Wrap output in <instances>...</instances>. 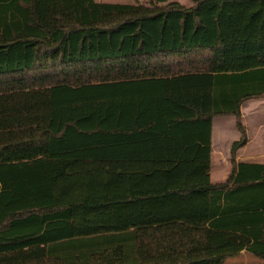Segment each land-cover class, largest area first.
I'll return each instance as SVG.
<instances>
[{"label":"trees","instance_id":"obj_1","mask_svg":"<svg viewBox=\"0 0 264 264\" xmlns=\"http://www.w3.org/2000/svg\"><path fill=\"white\" fill-rule=\"evenodd\" d=\"M263 97L264 0H0V264L264 259V164L236 160Z\"/></svg>","mask_w":264,"mask_h":264},{"label":"crops","instance_id":"obj_2","mask_svg":"<svg viewBox=\"0 0 264 264\" xmlns=\"http://www.w3.org/2000/svg\"><path fill=\"white\" fill-rule=\"evenodd\" d=\"M241 111H242L243 122L247 128L248 142L244 147H242L238 151L236 160L238 162H253V163L264 164V97L254 98L245 101L242 104ZM214 119H213V133H212L211 179L213 183H221L224 182L230 175V172L232 170L230 151L233 142L238 140L239 138L231 141L229 147V154L225 157L226 161L225 163H223L222 162L223 158L221 159V154L216 153L219 152V148H216V143L214 140V136L216 135V133L214 132L215 130ZM253 142H258V145H261L260 146L261 150H257V149L250 150L251 144ZM217 165L221 166V170L219 173L214 171ZM228 260L229 258L226 259L224 264H226Z\"/></svg>","mask_w":264,"mask_h":264},{"label":"rangeland","instance_id":"obj_3","mask_svg":"<svg viewBox=\"0 0 264 264\" xmlns=\"http://www.w3.org/2000/svg\"><path fill=\"white\" fill-rule=\"evenodd\" d=\"M98 2H108V3H139L150 5L152 0H96ZM177 1L185 6H191L193 4V0H171ZM214 132L216 135L214 136V140L216 143V148H219V152L221 154L222 162L225 163L226 156L229 154L230 143L233 140H236L240 136V132L236 126L235 116L233 115H220L216 116L214 119ZM261 145H258V142H253L251 144L250 150L260 149ZM221 170V166L215 167V172L219 173ZM226 264H264V259L259 258L247 251L239 254V256L230 257Z\"/></svg>","mask_w":264,"mask_h":264}]
</instances>
